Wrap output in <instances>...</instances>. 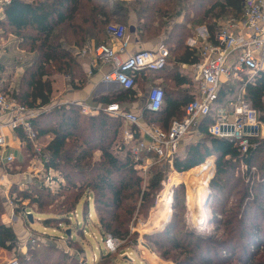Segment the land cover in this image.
Wrapping results in <instances>:
<instances>
[{
    "label": "trees",
    "instance_id": "obj_1",
    "mask_svg": "<svg viewBox=\"0 0 264 264\" xmlns=\"http://www.w3.org/2000/svg\"><path fill=\"white\" fill-rule=\"evenodd\" d=\"M110 1L11 0L0 12L1 36H15L19 48H27L35 55L23 68L12 90L4 85L2 75L6 68L0 62V89L29 110L38 112L33 119L34 129L39 139L48 138L41 150L44 158H48V161L41 159L44 169L58 171L65 180L64 186L56 193L50 192L39 178H34L22 190L11 184L8 197L14 203V213L22 214L26 223L27 212L32 219L34 214L44 215L45 227L51 224L61 228L69 225L71 214L79 205H82L85 218L91 203L95 215L99 213L96 218L99 219L100 232L124 238L129 233V228H123L124 201L138 197L141 208L152 206L168 165L158 161L153 153L143 154L154 162L145 171V176L141 173L129 150L118 138L123 125L120 116L102 110L95 114L83 113L74 103L40 111L51 103V77L63 74L69 76L72 83L76 81L82 86L86 77L78 64L77 53L91 43L94 46L106 43L107 26L113 21L127 19L132 13L139 41L147 43L162 38L161 43L169 51L164 69L146 71L164 77V80L171 79L172 82L162 88L163 104L158 111L144 109L141 116L147 126L157 125L166 130L173 119L183 118L186 104L196 96L186 94L180 87L192 84L180 73L181 65H195L202 60L199 48L187 44V39L193 35L191 26H205L206 40L215 42L221 21L242 18L243 11L242 0H117L114 7H110ZM239 84L237 81L224 82L219 102L231 96ZM112 94V97H94L93 102L104 106L117 103L122 107L135 97L133 88L119 87ZM244 95L264 121V68L253 83L245 86ZM212 122L211 116L200 122L197 128L199 137L185 146L183 154H176L172 169L183 173L202 167L212 159L211 169L205 174L211 201L214 196L217 200L222 198L223 206L228 198L238 195L232 206L236 212L222 219L225 210H214L211 217L215 228L223 226L226 238H217L216 233L213 236L191 233L184 228L180 214L186 199L183 184L172 189V198L169 188L165 191L174 210L169 222L162 230L144 233L143 238L162 257H171L176 264H230L232 259L241 264H252L256 253L264 248V139H252L247 151L242 153L238 145L207 132ZM14 132L24 142V160L12 164L11 175L25 172L31 159L37 155L21 130ZM240 166L245 167L249 180L254 175L251 172L254 167L259 174L257 180L244 183L240 176L235 178ZM3 201L0 190V248L11 251L16 248L18 238L13 227L1 221L5 213ZM51 205L52 208L48 209ZM217 215L222 217L217 218ZM67 239L72 240L71 236ZM221 253L226 260H221ZM28 254L29 257L18 255V263L81 264L77 262V255L69 256L51 245L30 248Z\"/></svg>",
    "mask_w": 264,
    "mask_h": 264
},
{
    "label": "built area",
    "instance_id": "obj_2",
    "mask_svg": "<svg viewBox=\"0 0 264 264\" xmlns=\"http://www.w3.org/2000/svg\"><path fill=\"white\" fill-rule=\"evenodd\" d=\"M10 2L11 0H0V12ZM242 11V18L221 21L215 42L204 38L201 46L202 60L193 66L198 79V93L186 104L184 117L181 120L173 119L168 129L157 125L142 127L141 114L123 111L117 103L100 109L112 116H120L124 124H128L122 129L120 143L129 150L137 168L146 171L154 162L152 158L143 156L148 153H153L158 161L172 168L183 137L193 127L198 128L200 122L208 116L212 117L213 122L208 126L207 132L238 145L242 153L247 151L252 139L263 137V121L244 94L245 86L253 83L264 68L259 60L260 56H264V0H242ZM106 32L113 42L119 44L118 49H113L107 43L91 47L95 59L111 65V70L104 75L103 81L116 83L126 89L134 88L136 73L155 72L165 68L169 51L163 44L152 50L135 51L124 56L129 37L128 27L112 23L107 26ZM86 50L87 47L82 52L85 53ZM228 81L240 84L231 96L219 102L222 84ZM163 100L162 87L152 86L147 96L146 110H160ZM78 105L83 113L91 114L93 111L86 103ZM37 114V111L29 110L0 89V163L10 167L16 161L12 154L3 156L6 143L2 129H19L37 154L30 166L32 173L43 180L45 187L56 191L63 184V177L52 168L44 169L41 159L48 161V158H44L41 153L42 146L33 126V119ZM3 180L4 175L0 177V182ZM30 240L35 241L33 237ZM114 244L115 241L108 238L107 245H112L113 248ZM6 264L19 263L15 257Z\"/></svg>",
    "mask_w": 264,
    "mask_h": 264
},
{
    "label": "rangeland",
    "instance_id": "obj_3",
    "mask_svg": "<svg viewBox=\"0 0 264 264\" xmlns=\"http://www.w3.org/2000/svg\"><path fill=\"white\" fill-rule=\"evenodd\" d=\"M116 1L117 0H111L109 2L110 7H114ZM120 1L129 2L132 0ZM132 18L135 17L132 13H130L127 19L113 21L112 23H119L128 26ZM191 28L193 35L187 39V44L189 46H197L201 53V46L204 42L205 32L203 31L202 25L191 26ZM60 35L62 36L61 33ZM157 39L162 40V38ZM0 46L2 47L0 50V53L2 54H0V62H3L4 67L6 68L4 75H2L4 77V85H7L9 90H12V88L17 85L23 68L32 61V57H34L35 53L29 52L27 48H19L16 44V37L11 34L1 36L0 33ZM53 86L55 87V85ZM53 93L54 96H56V93H59V89L55 90ZM55 103L56 101L51 99V103L48 106L43 107L40 111L50 110L54 106L58 105ZM198 137L197 128L193 127L183 137L178 153L180 155L183 154L185 146L191 141L197 140ZM257 139H264V134L263 137H259ZM96 156H98V153H96ZM211 160V158L208 159L202 167H197L183 173L176 172L170 168V166H167L166 168L163 167L165 168L164 173L166 177L162 181L161 189L155 195L152 206L141 208L138 197L125 200L124 209H126V211L125 213L122 211L125 220L123 228H129V233L124 238L113 237L110 233L105 231L104 233L100 232L98 229V227H100L98 222L99 219L96 218V216H99V213L94 215L95 210L93 205H89V213L85 216V218L82 214V205H79L78 213L73 212L71 214V222L66 227L57 228L55 225L51 224L45 227V223H43L42 219L44 218V215L37 216L34 214L31 221L29 219H27V223L24 221V224L30 225V227L36 231L35 237H33L35 241L32 242L28 238L25 241V248L16 247L11 251L6 250L8 251L6 261L8 262L10 259L15 257L18 258V255L29 257L28 249L30 248L35 249L36 246L51 245L53 248H57L58 250L67 253L69 256L77 255V262L81 264H176L175 260L171 257H162L161 253L157 251L152 244H150V246L149 242L146 243V240L143 238V234L162 230L166 223L169 222L174 210L172 211L171 200H168V196L165 191L169 188L172 198V189L174 187H179L180 184H183L185 187L184 193L186 199L183 204V210L180 214L184 219V228L191 231V233L194 232L204 236H213L214 233H216L217 238H226V235H224L222 231L223 226L221 225L220 227L215 228V225L211 222V217L214 216V210H217L216 212L225 210L223 217L221 215H217V218L222 217V219L230 215L232 212H236L233 210L234 208L232 206L235 204L238 195H233L228 198L227 203L223 206V202H221L222 198L217 200V197L214 196L213 201H211L210 191L206 186L205 179V174L211 169ZM12 166L9 171L12 169ZM138 169H140L141 173L145 176V171L141 168ZM245 170L244 166H240V170L235 173V178L240 176L244 183H247V181L252 182L257 180L259 174L256 173V169L254 167L251 169V172H253L254 175L250 180L247 178L248 174H245ZM175 179L176 181L174 182ZM64 184L65 180L63 179V184L57 187L56 191H51L50 189L49 191L56 193L61 186H64ZM9 201L12 207H14V203L11 199ZM51 208L52 205L48 206V209ZM179 208L180 207L177 209ZM67 230H69L71 235L69 234V236H67L65 234ZM70 236L72 240L68 241L69 239H67V237ZM110 237L115 241L113 248L112 245H107V240ZM223 259L226 260L224 255L221 253V260ZM215 260L217 259L215 258ZM230 264L241 263L232 259ZM252 264H264V248H261L256 253Z\"/></svg>",
    "mask_w": 264,
    "mask_h": 264
},
{
    "label": "crops",
    "instance_id": "obj_4",
    "mask_svg": "<svg viewBox=\"0 0 264 264\" xmlns=\"http://www.w3.org/2000/svg\"><path fill=\"white\" fill-rule=\"evenodd\" d=\"M128 44L126 47V51L123 54L124 56L134 53L135 51L140 50H147V49H155L159 45H161L162 40L161 39H155L153 41L143 43L140 42L138 39L137 32L135 30V19L132 18L131 22L128 24ZM133 28V30H131ZM203 31L205 32V39L207 38V29L205 26L202 25ZM108 35V34H107ZM106 43L112 47L113 49H118L119 44L117 42H113L109 36H107ZM94 46L93 43L89 47H87V50L85 53L80 52L77 53V61L78 64L83 72V74L86 77V82L80 86L75 81L72 83L70 80L71 78L69 76L63 75V74H56L51 77L52 80V94L51 99L55 100L58 105L66 104V103H74V104H81L86 103L89 105V107L93 110L91 114H95L104 107L103 104L93 102L94 97H99L103 95H108L112 97V91L114 89L119 88L116 83L113 82H105L103 81L104 75L110 72L111 65L104 64L97 59H95L91 47ZM258 56V55H257ZM259 60L262 61L263 67H264V56H260ZM194 65H181L180 73L184 76H186L191 82V85L183 84L180 87L185 90L186 94H193L197 95L198 93V79L196 78V72L193 69ZM136 83L133 88L135 92L134 100L122 105L121 108H124L123 111L133 112L136 114H143V110L146 109V103H147V96L149 93V90L152 86L157 85L162 88L167 86L171 81L170 78H166L164 80V77H157L154 74H148L146 72L139 73L136 75ZM69 78V79H67ZM55 85V87L53 86ZM60 85V86H59ZM59 86V87H58ZM54 87V88H53ZM59 89V93H56V96H54V91ZM54 90V91H53ZM182 93V92H181ZM128 126L127 123L124 124L120 129L118 138L120 139L122 129L124 127ZM141 126L146 128L148 127L143 119H141ZM2 134L5 138L6 148L4 149L3 156L12 154L16 161L15 163H21L24 160V151L23 146L24 142L17 137L14 131H11L8 128L2 129ZM48 138L45 139H39V144L43 147L47 143ZM41 142V143H40ZM33 160L31 159L27 169L25 172L21 174L11 175L9 174L10 167H7L6 164L0 163V177L2 175L5 176V180L0 182V190L2 191V197L4 199L5 204V213L1 217V221L5 225H11L13 227V230L18 238V243L16 247L18 248H25V241L26 239H31V237H35L36 231L33 230L30 225L24 224V218L23 215H16L14 213V207H12L10 203V199L8 197V189L11 184H16L19 189H23L26 186H28L30 183H32V180L34 178H37L35 176V173H32V168L30 167ZM37 170H40L38 166H35ZM41 171V170H40ZM42 173L39 174V177ZM91 204V203H90ZM74 212L78 213V208ZM29 213V212H28ZM92 213V211H91ZM83 214V213H82ZM95 215V212H94ZM26 222V221H25ZM3 248H0V264H6L7 260V253Z\"/></svg>",
    "mask_w": 264,
    "mask_h": 264
},
{
    "label": "water",
    "instance_id": "obj_5",
    "mask_svg": "<svg viewBox=\"0 0 264 264\" xmlns=\"http://www.w3.org/2000/svg\"><path fill=\"white\" fill-rule=\"evenodd\" d=\"M131 30H133V28H131ZM118 87H119V85H118ZM27 217H28V219H29L30 221L32 220V217H31V214H30V213H27ZM66 234H67V235L70 234L69 230L66 231Z\"/></svg>",
    "mask_w": 264,
    "mask_h": 264
}]
</instances>
